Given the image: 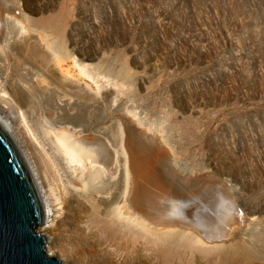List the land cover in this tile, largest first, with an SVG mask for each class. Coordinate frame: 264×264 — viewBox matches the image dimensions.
<instances>
[{
	"label": "rangeland",
	"instance_id": "obj_1",
	"mask_svg": "<svg viewBox=\"0 0 264 264\" xmlns=\"http://www.w3.org/2000/svg\"><path fill=\"white\" fill-rule=\"evenodd\" d=\"M8 2L22 23L23 29L12 28L11 41L19 53L18 68L22 64L20 84L26 86L19 87L20 99L9 82L3 83L0 117L28 160L41 172L47 149L39 142L29 106L50 88L48 94L70 113L88 106L94 112L88 119L103 123L112 141L117 140L114 111L156 139L181 187L212 184L237 210L235 222L242 220L214 242H198L192 227L181 225L185 235L171 234L167 240L170 264H264V0ZM59 64L70 74L63 79L69 91L48 83L49 68L57 73ZM76 65L86 67L87 75ZM42 86L49 89L40 92ZM69 134L86 148L113 153L102 138L88 143L80 134ZM110 192L98 197L108 199ZM98 200L96 215L127 234L137 249L158 243L139 227L112 218ZM73 216L54 208L55 227L43 234L52 240L53 251L58 243L72 248L79 229L94 240L89 218ZM55 253L66 264H81L75 254L68 260Z\"/></svg>",
	"mask_w": 264,
	"mask_h": 264
},
{
	"label": "bare ground",
	"instance_id": "obj_2",
	"mask_svg": "<svg viewBox=\"0 0 264 264\" xmlns=\"http://www.w3.org/2000/svg\"><path fill=\"white\" fill-rule=\"evenodd\" d=\"M15 11L8 0H0V93L4 92L2 86L7 81L12 85V88L14 87L13 89L18 91L21 99V91L25 88L23 87L25 84L21 85L22 74L19 70L22 64L18 68L19 53L13 47L11 40L13 39L12 28L21 26V29L22 23L20 17L12 16ZM59 66L61 65H58V71L56 68L57 73H52L51 67L48 73L46 70L48 83L69 91V81L66 83L63 79L69 78L70 74L66 73V70L64 73ZM76 66L81 75H87L86 67ZM23 74L25 75V73ZM30 81L29 79L26 82ZM21 86L20 91L19 87ZM31 86L34 90L35 85L30 84ZM45 88L42 86L40 92ZM47 88L49 89V87ZM32 90L30 91L32 92ZM47 91L45 92L47 95H44V92L43 96L34 95L37 98L30 100L29 106L33 123L38 122V125L34 126L39 142L43 148L47 149H43L41 172L28 160L26 153L16 141L10 125L1 117L0 124L21 154L41 200L44 223L37 231L45 234L44 231H47L45 229L52 230L55 227L52 216L56 206L64 209V217L71 212L76 221L85 217L89 218L91 222L94 240L76 226L80 231L73 235L74 245L72 248H66L62 243L57 244L56 248L60 255L70 260L75 254L81 264H170L167 240L171 234L185 235L181 225L184 226V230L191 226L193 232L196 233L195 238L199 242L200 238L210 241L218 240L220 236L227 235L231 224L236 223L237 210L230 202L224 201L222 194L217 191L218 188L216 190L212 184L201 187L198 186V183L196 186L183 187V184L181 187L180 182L177 183L176 175L174 176L170 169L171 164L165 157L167 155H163L166 153L162 154L161 148L153 136L146 134L141 129H136L130 124L131 122H124L125 119L122 121L117 116L118 114L111 111L113 114L110 116L114 115L115 119L112 127L117 136V140L114 142L108 138L101 121L97 122L102 124H95L94 119L93 121L91 118V120L88 119L89 115L94 114L87 110L88 106L85 109L80 107V111L70 113L65 109V106L57 104L53 99V94H48ZM31 94L30 96H33V93ZM27 96L29 95L27 94ZM23 99L25 100V96ZM3 103L7 104L5 100ZM69 132L80 134V138L84 137L88 143L101 142L102 138L113 149V153H110L106 148L99 149L95 145L91 146L94 148H86ZM119 151L122 154L121 158L116 156ZM68 185L72 186L73 188H70L75 191L70 190ZM109 189L111 192L108 199L98 197ZM175 196L187 197L189 200L187 203L180 199L173 201L172 197ZM97 200L101 202L102 208H110L109 214L112 218L117 217L127 224L139 227L158 240V243L155 245L149 243L142 251L137 249V244L135 245V242L127 234L121 233V230L113 229L106 224L103 218L96 215L94 201ZM186 207H191V216H188L185 211ZM189 229L191 228L189 227ZM50 240L47 237L44 246L45 252L48 256L56 257L55 252L57 251L51 249ZM58 242L60 241L58 240ZM139 247L141 248L140 243ZM59 261L60 264H66L60 257Z\"/></svg>",
	"mask_w": 264,
	"mask_h": 264
},
{
	"label": "water",
	"instance_id": "obj_3",
	"mask_svg": "<svg viewBox=\"0 0 264 264\" xmlns=\"http://www.w3.org/2000/svg\"><path fill=\"white\" fill-rule=\"evenodd\" d=\"M43 223V206L26 164L0 124V264H60L46 254L47 238L36 231Z\"/></svg>",
	"mask_w": 264,
	"mask_h": 264
}]
</instances>
